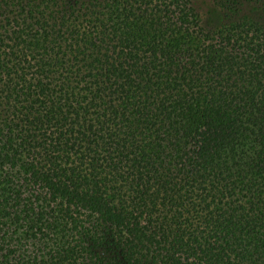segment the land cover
I'll return each instance as SVG.
<instances>
[{
	"label": "trees",
	"instance_id": "trees-1",
	"mask_svg": "<svg viewBox=\"0 0 264 264\" xmlns=\"http://www.w3.org/2000/svg\"><path fill=\"white\" fill-rule=\"evenodd\" d=\"M0 0V264H264V0Z\"/></svg>",
	"mask_w": 264,
	"mask_h": 264
},
{
	"label": "rangeland",
	"instance_id": "rangeland-1",
	"mask_svg": "<svg viewBox=\"0 0 264 264\" xmlns=\"http://www.w3.org/2000/svg\"><path fill=\"white\" fill-rule=\"evenodd\" d=\"M202 19L211 24L219 23L220 17L209 0H195ZM242 13L264 21V3H249L243 6Z\"/></svg>",
	"mask_w": 264,
	"mask_h": 264
}]
</instances>
